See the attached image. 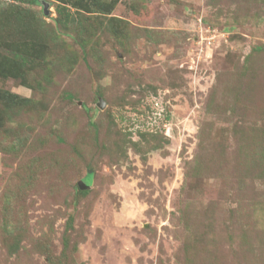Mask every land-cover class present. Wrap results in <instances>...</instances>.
<instances>
[{
  "label": "rangeland",
  "instance_id": "rangeland-1",
  "mask_svg": "<svg viewBox=\"0 0 264 264\" xmlns=\"http://www.w3.org/2000/svg\"><path fill=\"white\" fill-rule=\"evenodd\" d=\"M45 1L0 0V264H264V0Z\"/></svg>",
  "mask_w": 264,
  "mask_h": 264
},
{
  "label": "trees",
  "instance_id": "trees-1",
  "mask_svg": "<svg viewBox=\"0 0 264 264\" xmlns=\"http://www.w3.org/2000/svg\"><path fill=\"white\" fill-rule=\"evenodd\" d=\"M43 1H45V0H29V4L30 5H41L43 7V4H42ZM58 1H60V2L62 1V2L67 3V4L77 6V8L83 9L87 13L95 12L96 11L95 7L98 6V5H95L94 0H91V3L89 1H85V0H58ZM13 16H14V19L16 20V22H21V21L25 20V19H23L25 17L24 10L22 11L19 9H14L13 12H11V17H13ZM0 17L7 18L8 14H6V13L1 14ZM6 20H8V19H6ZM23 42H25L26 44H24V45L28 47L26 49H29L32 51L36 49V44L34 45L33 43H30V45H29L26 42V40H24ZM12 54H13V57L3 56V59L5 62H12L13 63V61H15V64L14 65L11 64V67H9V68L1 67V64H0V79L6 78V77L18 78L21 75L23 76V72H21L19 69L23 68L29 64L28 55L26 56V55H23L22 53H19V52L13 53V51H12L11 55ZM7 95H8L7 97L12 99L13 104H15V105L22 104L23 98L20 97L19 95H17V94H10V95L7 94Z\"/></svg>",
  "mask_w": 264,
  "mask_h": 264
},
{
  "label": "water",
  "instance_id": "water-1",
  "mask_svg": "<svg viewBox=\"0 0 264 264\" xmlns=\"http://www.w3.org/2000/svg\"><path fill=\"white\" fill-rule=\"evenodd\" d=\"M43 4V10H44V13L47 15L48 14V10H49V4L45 1L42 2ZM102 106V105H100Z\"/></svg>",
  "mask_w": 264,
  "mask_h": 264
}]
</instances>
